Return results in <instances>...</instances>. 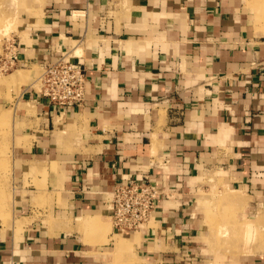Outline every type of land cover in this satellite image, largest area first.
<instances>
[{
    "label": "crops",
    "instance_id": "crops-1",
    "mask_svg": "<svg viewBox=\"0 0 264 264\" xmlns=\"http://www.w3.org/2000/svg\"><path fill=\"white\" fill-rule=\"evenodd\" d=\"M242 1L46 0L28 17L19 60L83 63L86 98L56 109L25 88L15 105L0 264H121L107 192L131 175L159 196L123 264H264V27Z\"/></svg>",
    "mask_w": 264,
    "mask_h": 264
},
{
    "label": "rangeland",
    "instance_id": "rangeland-1",
    "mask_svg": "<svg viewBox=\"0 0 264 264\" xmlns=\"http://www.w3.org/2000/svg\"><path fill=\"white\" fill-rule=\"evenodd\" d=\"M45 1L0 0V222L3 224H8L13 219V215H17L16 211L13 212L12 174L15 158L13 148L14 144H19L20 140L13 138L15 134L13 127L16 124L15 105H22L20 101H23L21 96L25 88L33 89L39 93V83L35 78L42 72V65H40L42 62L28 64L20 61L22 56L20 44L21 42L30 41L29 31H24L26 22H28V17L35 19L42 14ZM242 2L250 12L251 19L258 30L257 32L262 31V27H264V0H243ZM14 56L17 59H14ZM21 122L23 124V121ZM54 197V195L51 196L52 201ZM62 206L63 204L59 198L56 203L50 204L49 212L45 219L49 227L55 226L57 222H63L65 219L61 212ZM217 208L216 202L212 209ZM69 220L73 222L72 218H69ZM79 221L77 220V224ZM97 225L98 222L95 221L92 225L82 226L85 238H94L99 230ZM140 236L141 231L134 234L114 235L115 238H122L126 244L125 250L117 252V258L115 256L119 263L123 264L133 260L134 250L128 248L130 246L134 248V244L131 241H136ZM220 236L222 241L232 242L233 237L231 238L229 235ZM217 237L216 235L215 238L217 239Z\"/></svg>",
    "mask_w": 264,
    "mask_h": 264
},
{
    "label": "built area",
    "instance_id": "built-area-1",
    "mask_svg": "<svg viewBox=\"0 0 264 264\" xmlns=\"http://www.w3.org/2000/svg\"><path fill=\"white\" fill-rule=\"evenodd\" d=\"M35 80L39 83V94L56 109L74 108L85 101L86 68L79 61L45 60ZM158 196V189L147 176L122 178L107 192L114 230L121 234L140 232L152 219Z\"/></svg>",
    "mask_w": 264,
    "mask_h": 264
}]
</instances>
